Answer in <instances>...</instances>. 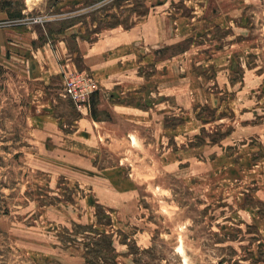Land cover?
I'll list each match as a JSON object with an SVG mask.
<instances>
[{
	"label": "rangeland",
	"instance_id": "1",
	"mask_svg": "<svg viewBox=\"0 0 264 264\" xmlns=\"http://www.w3.org/2000/svg\"><path fill=\"white\" fill-rule=\"evenodd\" d=\"M145 19L132 77L63 96ZM0 33V264H264V0H0Z\"/></svg>",
	"mask_w": 264,
	"mask_h": 264
},
{
	"label": "crops",
	"instance_id": "2",
	"mask_svg": "<svg viewBox=\"0 0 264 264\" xmlns=\"http://www.w3.org/2000/svg\"><path fill=\"white\" fill-rule=\"evenodd\" d=\"M170 33L168 27L162 28L153 19H148L144 22H136L126 29L111 28L92 42L79 39L78 48L85 56L86 64L92 70L91 74L96 78L100 77L98 81L92 77L97 86L96 91L103 84L109 86V83L115 79L113 83L116 82L121 86L123 78L132 77L139 64L143 63L144 57L140 55L139 49L144 45L147 48L158 47L170 37ZM9 49V41L5 34L3 36V33H0V62L9 61L7 59L8 56L10 57V54L7 56ZM84 109L86 110L87 106Z\"/></svg>",
	"mask_w": 264,
	"mask_h": 264
},
{
	"label": "built area",
	"instance_id": "3",
	"mask_svg": "<svg viewBox=\"0 0 264 264\" xmlns=\"http://www.w3.org/2000/svg\"><path fill=\"white\" fill-rule=\"evenodd\" d=\"M97 86L92 77L84 71L72 70L64 73L62 93L63 96L78 108L89 105L92 94Z\"/></svg>",
	"mask_w": 264,
	"mask_h": 264
},
{
	"label": "trees",
	"instance_id": "4",
	"mask_svg": "<svg viewBox=\"0 0 264 264\" xmlns=\"http://www.w3.org/2000/svg\"><path fill=\"white\" fill-rule=\"evenodd\" d=\"M94 94V93H93ZM93 94H92V96L91 97H93Z\"/></svg>",
	"mask_w": 264,
	"mask_h": 264
}]
</instances>
